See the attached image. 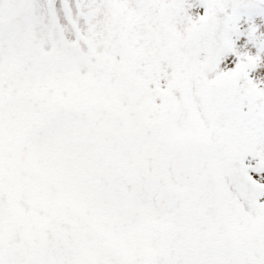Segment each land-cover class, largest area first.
<instances>
[{
	"label": "snow or ice",
	"instance_id": "snow-or-ice-1",
	"mask_svg": "<svg viewBox=\"0 0 264 264\" xmlns=\"http://www.w3.org/2000/svg\"><path fill=\"white\" fill-rule=\"evenodd\" d=\"M0 264H264V0H0Z\"/></svg>",
	"mask_w": 264,
	"mask_h": 264
}]
</instances>
